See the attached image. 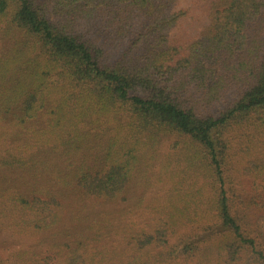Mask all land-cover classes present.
<instances>
[{
  "label": "trees",
  "instance_id": "trees-1",
  "mask_svg": "<svg viewBox=\"0 0 264 264\" xmlns=\"http://www.w3.org/2000/svg\"><path fill=\"white\" fill-rule=\"evenodd\" d=\"M263 207L264 0H0V264H264Z\"/></svg>",
  "mask_w": 264,
  "mask_h": 264
},
{
  "label": "rangeland",
  "instance_id": "rangeland-1",
  "mask_svg": "<svg viewBox=\"0 0 264 264\" xmlns=\"http://www.w3.org/2000/svg\"><path fill=\"white\" fill-rule=\"evenodd\" d=\"M39 1H43V0H39ZM193 14V13H192ZM191 14V16H192ZM180 28V26H179ZM202 28L200 26H198L197 24L194 25L192 23H190V21H185L181 27V30H179L177 32V30H172V36L175 39H179V41H186L188 40L189 42L196 40L200 33L202 32ZM175 39V40H176ZM108 42L107 46H105V55H106V59L108 60V62L110 63H114V64H121V63H130V61L136 56L139 55L138 52V48L137 46L139 44L136 45H132L130 43H126L125 41L123 42H117V43H111ZM231 168L229 170V175H233L235 177L238 178L239 182L242 184V186L248 190V189H253V184L251 183V180L245 176H238V167L240 164L237 163H233L230 164ZM236 171V173L234 172ZM240 174V173H239ZM245 191V190H244ZM259 216H262L264 218V207L262 209H260L259 211H257ZM264 223V221H263ZM264 227V225H263ZM11 235H4V238L7 240L11 241L10 238ZM24 241V240H23ZM23 241H18L17 243H22Z\"/></svg>",
  "mask_w": 264,
  "mask_h": 264
}]
</instances>
